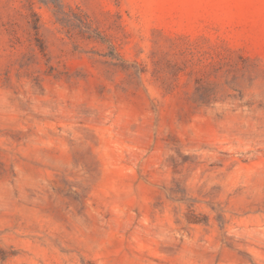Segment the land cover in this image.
Here are the masks:
<instances>
[{"label": "rangeland", "instance_id": "1", "mask_svg": "<svg viewBox=\"0 0 264 264\" xmlns=\"http://www.w3.org/2000/svg\"><path fill=\"white\" fill-rule=\"evenodd\" d=\"M0 264H264V0H0Z\"/></svg>", "mask_w": 264, "mask_h": 264}]
</instances>
